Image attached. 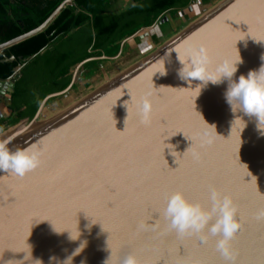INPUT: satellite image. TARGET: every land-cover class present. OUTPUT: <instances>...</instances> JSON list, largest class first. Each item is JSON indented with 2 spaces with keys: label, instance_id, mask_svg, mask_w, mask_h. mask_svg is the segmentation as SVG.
Wrapping results in <instances>:
<instances>
[{
  "label": "water",
  "instance_id": "95a60500",
  "mask_svg": "<svg viewBox=\"0 0 264 264\" xmlns=\"http://www.w3.org/2000/svg\"><path fill=\"white\" fill-rule=\"evenodd\" d=\"M71 3L61 1L41 24L0 43V55ZM238 54L243 63L234 78L262 63L264 0H223L12 149L30 147L41 162L24 177L0 172V264L22 260L25 252L57 264L50 257L63 261L82 242L72 264H104L110 256L109 264H123L129 254L139 264H264V135L254 117L243 116L244 129L242 121H234L224 97L227 81L209 82L199 93L202 81L189 84L180 76L193 60L206 56L211 72ZM94 58L107 56L78 62L70 83L47 94L34 116L21 123L36 120L49 98L66 96L79 67ZM24 62L11 78L0 79V98ZM143 97L152 103L149 123L138 113L136 102ZM213 188L231 195L238 209L233 262L217 248L219 236L206 241L203 233L181 236L163 215L177 190L210 208ZM70 232L78 239L70 241Z\"/></svg>",
  "mask_w": 264,
  "mask_h": 264
},
{
  "label": "trees",
  "instance_id": "16d2710c",
  "mask_svg": "<svg viewBox=\"0 0 264 264\" xmlns=\"http://www.w3.org/2000/svg\"><path fill=\"white\" fill-rule=\"evenodd\" d=\"M61 1L0 0V43L41 24ZM117 1L72 0L40 31L2 49L3 55H13L16 59L3 61V55H0V79L11 78L14 67L25 62L19 77L3 97L9 111L0 116V129L24 119L30 120L47 94L62 90L70 83L71 69L84 58L115 56L121 40L159 21V28L164 29L168 23L163 20L166 14L175 15L193 2L130 0L125 8L117 10ZM31 55L34 57L26 60ZM101 61L103 59L94 58L84 62L72 87L78 80L95 74Z\"/></svg>",
  "mask_w": 264,
  "mask_h": 264
},
{
  "label": "clouds",
  "instance_id": "9594fccd",
  "mask_svg": "<svg viewBox=\"0 0 264 264\" xmlns=\"http://www.w3.org/2000/svg\"><path fill=\"white\" fill-rule=\"evenodd\" d=\"M206 59L205 56L203 61L199 63L193 60L191 69L183 64L184 66L180 70L181 78L187 80L189 84H191L192 79L202 81V84L196 86L199 93L201 88L209 82L213 85H219L227 81L224 97L234 114V121H242L244 129L247 122L243 116L254 117L257 132L264 135V54L260 57L262 63L258 69H251L246 75L240 74L238 79L234 76L238 70V65L243 63L240 54L235 60L221 62L211 72L204 66ZM124 103L127 105V101ZM136 103L141 122L149 123L152 112L151 101L147 97H143ZM10 142V139L0 141V172L24 177L29 171L39 166L40 154L31 150L30 147H17L12 150L8 147ZM210 199L211 207L205 208L201 203L188 200L183 191L177 190L168 198L163 215L169 221L170 228L181 236L203 233L201 238L205 241L209 236H219L217 248L226 261L233 262L235 256L230 248V241L241 227L237 218V206L231 195L224 194L216 188L211 190ZM214 216L216 218L213 221ZM260 218H264V212L260 213ZM78 237H74L71 232L69 234L70 241H74ZM85 243L82 242L63 261H58L56 257H50V261H57V264H72L73 257L83 250ZM25 253L26 255L22 260L9 261L8 264H24L25 260L29 261L30 264H43L39 259L33 260L31 252L30 254ZM110 259L111 256L105 260L104 264H109ZM81 264H84V261H81ZM123 264H139V261L134 255L129 254L124 259Z\"/></svg>",
  "mask_w": 264,
  "mask_h": 264
},
{
  "label": "rangeland",
  "instance_id": "374dc122",
  "mask_svg": "<svg viewBox=\"0 0 264 264\" xmlns=\"http://www.w3.org/2000/svg\"><path fill=\"white\" fill-rule=\"evenodd\" d=\"M222 1L223 0H198V2L196 3L192 2L189 4L190 6H192V9H182L183 12L179 10L175 15L172 16L170 14H166L167 19L165 20H167L168 23L165 25L164 29L159 28L157 22V24L151 25L147 28H140L131 37H127V39L125 38L126 41L121 40V42L123 41V45L121 52L118 55L111 58H104V60L100 62L97 72L91 75L89 78L78 80L76 82V85L70 88L66 96H56L49 102H46V104L41 109L46 112V116L48 115L46 121L52 120L53 118H55V115L58 116L60 113L76 103L78 100H80L86 94L102 84L104 81L154 49L168 37L178 32ZM129 3L130 0H118L116 2L115 9L119 10L121 8H125ZM73 70L74 67L71 69V71L73 72ZM3 97L1 101L3 100ZM0 111L1 113L7 112V109L1 102ZM41 117L42 115L41 113H39L38 117L34 121L41 120ZM21 122L22 121L13 125L5 126L3 129H0V134L3 132H8L10 128L20 124ZM31 127H29L26 132H30L32 130ZM12 133L13 132L9 134ZM10 146L11 145H9L8 147L10 148Z\"/></svg>",
  "mask_w": 264,
  "mask_h": 264
},
{
  "label": "bare ground",
  "instance_id": "6f19581e",
  "mask_svg": "<svg viewBox=\"0 0 264 264\" xmlns=\"http://www.w3.org/2000/svg\"><path fill=\"white\" fill-rule=\"evenodd\" d=\"M40 113L42 115L41 120L33 121L31 124H28V125L22 124L21 126L16 125V126L10 128V130L8 132H3V133L0 134V141H2L4 139H10L11 140V142L9 143V145H11L10 148L13 149L16 146H18L20 143H22L24 140H26L28 137H30L32 134H34L40 128H42L44 126V124L46 125L49 121H51V120H48V119H47L48 121H46V118H47L48 115L46 116V112L44 110H41ZM55 117H56V115H55ZM39 125H41V126H39ZM16 127H18V128H16ZM29 127H31L32 130L30 132H26ZM11 132H13L12 133L13 135L9 134ZM25 132H26V134H25ZM12 138H13V140H12Z\"/></svg>",
  "mask_w": 264,
  "mask_h": 264
},
{
  "label": "crops",
  "instance_id": "0c3cea01",
  "mask_svg": "<svg viewBox=\"0 0 264 264\" xmlns=\"http://www.w3.org/2000/svg\"><path fill=\"white\" fill-rule=\"evenodd\" d=\"M132 36V35H131ZM131 36H129V37H131ZM127 39V38H126ZM126 39H123L124 41H126ZM122 45H123V41L121 42V47H120V52H121V49H122ZM116 56V55H115ZM112 57H114V56H112ZM107 58H111V57H107ZM104 60V59H103ZM1 103L4 105V107L7 109V112L6 113H2V115L3 114H7L8 113V108H7V106L5 105L6 103H5V101H4V103H3V101H1Z\"/></svg>",
  "mask_w": 264,
  "mask_h": 264
},
{
  "label": "snow or ice",
  "instance_id": "6c2138e0",
  "mask_svg": "<svg viewBox=\"0 0 264 264\" xmlns=\"http://www.w3.org/2000/svg\"><path fill=\"white\" fill-rule=\"evenodd\" d=\"M204 187L207 188V184H205Z\"/></svg>",
  "mask_w": 264,
  "mask_h": 264
}]
</instances>
